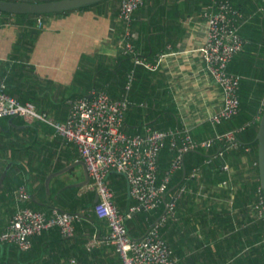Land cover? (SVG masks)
Instances as JSON below:
<instances>
[{"label": "crops", "instance_id": "crops-1", "mask_svg": "<svg viewBox=\"0 0 264 264\" xmlns=\"http://www.w3.org/2000/svg\"><path fill=\"white\" fill-rule=\"evenodd\" d=\"M120 3L121 0H105L89 8L33 15L24 24L19 22L17 14L7 19L0 17V83L7 82L17 98L39 102L42 111L57 120H66L70 102L78 97L77 93L91 95L97 90L96 85H105L112 75L110 71L120 70L125 40V28L119 20ZM201 5L198 0H144L135 14L132 41L139 54L158 64L152 70L150 84L151 92L157 94L152 111L161 116L158 111L165 110L163 115H173L176 123L192 135L202 134L206 139L208 132H203L202 127L222 108L223 95L202 62L200 48L206 38L207 20L206 8H200ZM243 34L247 45L235 56L230 68L248 77L246 80L254 92L264 86V21L260 23L253 18ZM80 70L91 75L85 85L78 83ZM254 160L253 155H244L235 167L232 164L235 160L231 159L226 163L231 165L229 169L223 170L230 176L218 186L206 184L200 173L195 181L197 188L200 186L198 190H193L195 183L191 181L184 184L187 191L177 203V215L163 232L182 264H253L256 257L262 258L264 264V219L254 205L258 200L249 203L253 198V183L260 181ZM79 161L82 159L77 146L56 135L49 125L39 122L29 125L19 117L1 118L0 175L9 164L13 171L9 180L6 179L7 192L0 201V233L26 205L47 213L53 206L58 208L55 203L66 190L63 188L84 181L85 171L77 165L68 173L54 177L49 188L47 178ZM57 165L62 168L56 170ZM17 176L33 196L27 204L17 199L16 190L12 191ZM109 178L118 208L128 212L136 202L131 198L126 177L112 173ZM245 187L250 191H243ZM79 188L82 198L92 193L96 199L91 179ZM240 191L245 193L241 195L242 205L235 206ZM86 211L84 207L82 213ZM143 227L140 224L138 230ZM149 229L137 238H143ZM109 233L108 222L102 219L101 228L94 235L104 238ZM43 240L46 241L42 244L36 242L37 247L46 250L42 263L37 264L49 263L60 252L57 247L61 240H57L54 232L47 233ZM95 248L94 264L121 263L114 245L103 242ZM55 264L67 262L62 257Z\"/></svg>", "mask_w": 264, "mask_h": 264}, {"label": "built area", "instance_id": "built-area-1", "mask_svg": "<svg viewBox=\"0 0 264 264\" xmlns=\"http://www.w3.org/2000/svg\"><path fill=\"white\" fill-rule=\"evenodd\" d=\"M143 5L144 0H121L119 20L125 28L122 51L123 54L132 56L135 64L156 70L158 64L139 55L132 41L135 14ZM204 16L207 20V33L200 48L202 62L223 95V106L211 119L217 125L240 112L239 91L243 76L230 72L229 66L247 44L240 33L246 17L229 0L215 1L204 11ZM38 22L42 25L41 18ZM134 81L133 70L128 76L127 93ZM6 88V83L1 82L0 119L19 117L29 125L37 122L49 125L56 135L77 146L81 159L86 163L92 189L99 195L94 210L101 219L108 222L110 229V233L104 238L94 235L88 242V248L92 249L103 242L112 244L121 255L120 264H181L180 258L162 233L169 221L176 217L177 203L187 191V186L182 185L168 198L172 178L183 169L186 152L197 149L209 151L217 142H224L230 148L238 147L237 135L244 127L217 133L203 141L194 140L187 129L159 131L147 127L143 133L132 135L125 131L126 111L131 103L127 95L118 100L105 90H94L91 95L73 99L67 119L60 121L38 109L34 103L22 102L9 94ZM167 141L171 142V149L177 155L161 177L159 157ZM223 169L228 170L229 166L224 165ZM199 172V168L195 169L192 175L197 176ZM112 173L126 177L131 198L136 202L126 213L121 212L116 204L109 178ZM258 192L256 208L260 218L264 219V192L261 187ZM15 195L25 204L33 198L25 185L20 186ZM164 203L166 211L150 227L148 233L143 238L132 237L126 220L141 210L155 211ZM80 217L79 214L58 208H52L47 213L26 205L15 213L8 228L0 233V245L12 244L27 251L32 248L34 237L55 227L60 229L64 237H73ZM71 264L78 262L72 259Z\"/></svg>", "mask_w": 264, "mask_h": 264}, {"label": "trees", "instance_id": "trees-1", "mask_svg": "<svg viewBox=\"0 0 264 264\" xmlns=\"http://www.w3.org/2000/svg\"><path fill=\"white\" fill-rule=\"evenodd\" d=\"M202 2L200 8L204 7L207 9L215 1H226V0H198ZM235 8L239 9L242 13H244L246 17V21L242 26L240 33L244 36V29L245 26L254 18L258 20L260 23L264 21V0H229ZM101 3V2H100ZM98 4V3H97ZM94 5V4H93ZM91 6H87L85 8H89ZM1 12V18L9 17V15H13L6 12ZM67 12V11H66ZM41 16L45 14H17L16 17L18 18L21 24H24L26 18L29 16ZM32 23V22H31ZM246 40V39H245ZM247 45V44H246ZM246 47V46H245ZM244 50V49H243ZM242 50V51H243ZM241 51V52H242ZM138 52V51H137ZM240 53V52H239ZM238 53V54H239ZM139 54V53H138ZM141 55V54H139ZM144 57L147 61H149L145 56ZM235 58V57H234ZM233 58V59H234ZM233 61V60H232ZM231 61V62H232ZM231 64V63H230ZM134 70L135 72V81L132 85L131 90L127 93L126 84L128 81L129 74ZM229 71L235 73L231 70L229 66ZM111 72V76L107 78L105 85H96L94 89L97 90H105L107 91L112 98L116 99V96L120 94L119 99H123L124 97H128L130 106L126 111L125 116V131L128 134H138L143 133L145 128L150 127L154 130L159 131H168L170 129H185L176 123V118L173 115L167 116L163 115L165 110H160L161 116H159L155 111H152L154 105L156 104L157 94L151 92V81L154 72L152 70L146 68L143 65L135 64L133 57L123 54L120 59V70L118 72ZM90 73H86L83 70L78 72V83L80 85H85L84 82L90 80L91 75ZM238 74V73H236ZM242 75V74H240ZM242 79V84L240 87V103L241 108L238 115L234 116L229 120H225L220 124L215 125L214 123L208 122L204 124L202 127L203 132H208V138L204 139L202 134H191V136L196 141H203L209 138L214 137L217 133H224L230 130L238 129L244 127V129L238 133L237 139L239 141V146L230 148L224 142H217L216 145L209 151L204 149H197V150H189L184 155V168L174 174L170 186L168 188V198L169 196L173 195L180 186L186 184L188 181H191L194 184L193 190L196 191L200 188L198 186V182L193 177V172L195 169H200V176H203L202 180L206 184L210 183L212 185H217L222 183V181L227 180L230 174L224 172L223 166L228 165L226 164L231 159L235 160L232 164L237 167L238 162H240L245 155H253L255 158V162L258 163V143L255 142L256 135L258 133L260 119L264 112V86H259L253 92L251 87H249V83L246 80L248 77L244 75ZM6 89L7 92L13 96L7 82ZM99 84V83H98ZM76 96H85L86 93H77ZM75 96V97H76ZM19 100L22 102H29L24 97H19ZM118 99V100H119ZM34 103V102H32ZM38 109L41 103L36 102L34 103ZM42 111V109H40ZM166 112V111H165ZM36 125V124H34ZM196 135V136H195ZM171 142L167 141L165 147L161 151L159 157V165H160V176H164L165 172L170 168L171 163L177 152L171 149ZM221 149V151H220ZM249 149V151H248ZM211 161V162H210ZM230 165V164H229ZM228 165V166H229ZM232 165V166H233ZM231 166V165H230ZM258 168V165H256ZM62 166L57 165L55 167L56 170H59ZM12 169H15L14 167ZM184 169L186 171V178L184 182H182ZM12 171L10 170L7 176V181L9 177L12 175ZM18 174V173H17ZM47 174V173H45ZM47 176V175H46ZM44 177V179L46 178ZM111 176V175H110ZM17 183L16 186L13 188V192L17 190L20 186L23 185V180L20 176H17ZM6 182V180H5ZM182 184L175 189L173 192H170L172 188L176 185ZM204 183V184H205ZM261 187L260 181L253 183V188L251 192H253V198L249 200V203H255L258 200V191ZM80 188H68L60 193L55 206L65 210L66 212L79 214L80 221L76 223V234L73 237H64L59 228L55 227L50 230L45 231L43 234L34 237L32 248L24 251L21 250L16 245L12 244H1L0 245V264H37L42 263V259L45 255L46 250H41V247H37V241L39 244L44 243L46 240H43L45 235L49 232H54L57 240L59 241V247L57 249L60 250L59 254L53 256L52 261L50 264H55V262L59 263L60 259L63 257L65 258L67 264H71V260L75 259L78 264H94L92 262V258L97 253V249L88 248V242L90 238L96 233V231L101 228L102 219L96 214L94 207H95V200L94 194L90 193L89 195L84 196L82 198L79 195ZM243 191H250V189L245 187ZM243 191H240L236 194L235 206L242 205L241 195H245ZM7 190L4 189L0 196V201L6 195ZM257 203V202H256ZM256 203L254 205H256ZM86 208L87 211L82 213V209ZM54 208V206L52 207ZM166 211L165 203L162 206L152 212H147L145 210L138 211L133 213L130 218L126 220V224L129 230V233L132 237L137 238L140 233L147 232L148 228L151 227ZM137 223L141 224V227L144 225L143 228L138 230ZM135 224L137 225L135 228ZM167 228V227H166ZM166 228L162 230V233L165 232ZM42 241V242H40ZM70 246H67L69 245ZM52 249H55L54 245H51ZM177 255V254H176ZM178 256V255H177ZM47 263V264H49ZM262 258L256 257L254 259L253 264H261ZM182 264V263H181Z\"/></svg>", "mask_w": 264, "mask_h": 264}, {"label": "water", "instance_id": "water-1", "mask_svg": "<svg viewBox=\"0 0 264 264\" xmlns=\"http://www.w3.org/2000/svg\"><path fill=\"white\" fill-rule=\"evenodd\" d=\"M105 0H55V1H46V2H24V1H15V0H0V11L10 13V14H51L64 11H70L75 9H80L83 7L91 6L93 4L100 3ZM255 142L258 143V168L260 175V184L264 192V112L260 119L258 133L255 138ZM81 165L85 171V180L81 182H75L67 184L63 189L68 188H79L86 186L90 181V176L86 163L82 160L74 165H70L60 171L51 173L46 181V185L49 188L50 182L54 177H59L68 173L73 167ZM11 169V164H9L2 174L0 175V196L3 192L5 180L8 176L9 170ZM185 171V169H184ZM184 179L186 177V171L184 172ZM182 180V182L184 181ZM182 182L176 185L170 190L173 192L177 189ZM99 201V195L96 194L95 203ZM62 211H65L61 209Z\"/></svg>", "mask_w": 264, "mask_h": 264}, {"label": "rangeland", "instance_id": "rangeland-1", "mask_svg": "<svg viewBox=\"0 0 264 264\" xmlns=\"http://www.w3.org/2000/svg\"><path fill=\"white\" fill-rule=\"evenodd\" d=\"M39 123H42V122H39Z\"/></svg>", "mask_w": 264, "mask_h": 264}]
</instances>
